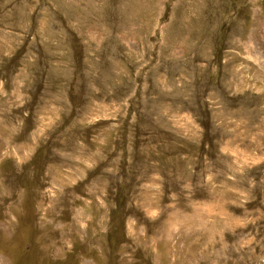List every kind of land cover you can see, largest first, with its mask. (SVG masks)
I'll list each match as a JSON object with an SVG mask.
<instances>
[{"label":"rangeland","instance_id":"1","mask_svg":"<svg viewBox=\"0 0 264 264\" xmlns=\"http://www.w3.org/2000/svg\"><path fill=\"white\" fill-rule=\"evenodd\" d=\"M0 264H264V0H0Z\"/></svg>","mask_w":264,"mask_h":264}]
</instances>
